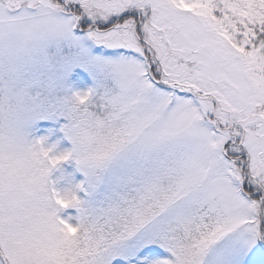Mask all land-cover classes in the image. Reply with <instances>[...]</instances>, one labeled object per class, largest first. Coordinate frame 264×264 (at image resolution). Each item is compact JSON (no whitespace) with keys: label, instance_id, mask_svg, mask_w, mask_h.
<instances>
[{"label":"snow or ice","instance_id":"obj_1","mask_svg":"<svg viewBox=\"0 0 264 264\" xmlns=\"http://www.w3.org/2000/svg\"><path fill=\"white\" fill-rule=\"evenodd\" d=\"M0 264H264V0H0Z\"/></svg>","mask_w":264,"mask_h":264},{"label":"trees","instance_id":"obj_2","mask_svg":"<svg viewBox=\"0 0 264 264\" xmlns=\"http://www.w3.org/2000/svg\"><path fill=\"white\" fill-rule=\"evenodd\" d=\"M90 82V81H89ZM89 82L87 84L81 85L80 89H86L87 87H89ZM91 84V82H90ZM50 142L52 143H57V148L55 149V152L53 154H59L60 152H64V151H70L71 150V146L65 141L64 138H62V134H57V136H55L53 139L50 140ZM70 161V159L68 161L62 162L57 168L54 169V171L51 173L50 175V179L53 181L54 183V187L57 191H61L63 192L64 190L69 188V176L68 174H70L75 180H72V185L77 184L81 181H83L82 179H80L78 177V172H77V168L76 166H73L71 169H69L68 171H64L63 167L66 165V163H68ZM80 196L83 197L80 193ZM62 218H68L69 216L75 217V214L73 213L72 209H66L64 211H62L60 213ZM70 222L75 223V219L71 220Z\"/></svg>","mask_w":264,"mask_h":264},{"label":"rangeland","instance_id":"obj_3","mask_svg":"<svg viewBox=\"0 0 264 264\" xmlns=\"http://www.w3.org/2000/svg\"><path fill=\"white\" fill-rule=\"evenodd\" d=\"M91 82V81H90ZM90 82H89V87L92 85V82H91V84H90ZM73 86L74 87H76V88H78V87H80L81 85H79V84H73ZM55 136H57V134H53L52 135V137L50 138V140L51 139H53ZM65 139V141L71 146V148H72V145H71V142L70 141H68L66 138H64ZM73 166H76V168H77V171H78V177L80 178V179H82V180H84V176H83V173L82 172H80L79 170H78V167H77V165H76V163H75V161L73 160V159H70V161L68 162V163H66V165L63 167V170L64 171H68L69 169H71ZM53 171H54V169H53ZM52 171V172H53ZM71 174V173H70ZM70 174H68V176H69V178H70V180H69V187H71V186H74L75 185V182H74V184L72 185V180H75ZM75 181H77V180H75ZM78 182V181H77ZM78 195L80 196V193H78ZM81 195L83 196V193H81ZM72 211H73V213L75 214V216H76V211H75V209H72Z\"/></svg>","mask_w":264,"mask_h":264}]
</instances>
